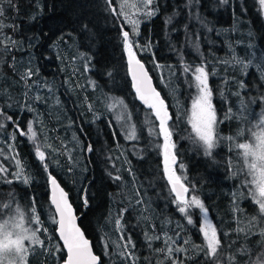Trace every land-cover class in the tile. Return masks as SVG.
Returning a JSON list of instances; mask_svg holds the SVG:
<instances>
[{"label": "trees", "instance_id": "1", "mask_svg": "<svg viewBox=\"0 0 264 264\" xmlns=\"http://www.w3.org/2000/svg\"><path fill=\"white\" fill-rule=\"evenodd\" d=\"M0 7L4 11L0 21L6 25L0 38L8 35L18 42L15 47L8 44L10 51H3L4 46L0 45V110L19 120L22 128L27 127L28 115L19 106L9 104L7 92L18 91L19 84L11 80L30 67L37 73L34 77L46 81L60 79L64 84L68 68L64 58L68 52L59 53L54 43L71 44L72 50L89 64L88 77L99 89L127 105L129 121L138 137L131 142L125 139V128L117 129L112 113L99 115V119L92 117L81 104V95L71 89L67 100L75 107L70 110L65 105L68 111H64L58 133L68 135L70 127L83 150L77 161L61 156L64 177L49 168L68 193L79 225L102 264H106V259L100 252L101 239L115 240L121 235L125 239L130 236L135 245L131 249L135 264H172L166 256L168 238L174 248L183 246L184 251L173 256L181 264H264L261 235L264 213L252 201L249 185L245 184L247 174L242 156L235 146L249 138L260 114H264V79L258 67L264 62V13L258 0H229L227 5H221L219 0H199V3L154 0L156 15L143 18L139 37H133L142 44H151V51L136 49L138 58L146 65L171 112L174 151L178 164L185 166V183L196 186L195 194L202 199L217 227L221 247L212 257L198 241L197 211L191 213L194 224L188 225L173 203L174 195L164 178L159 147L153 144V138L160 139L156 134L158 121L135 99L126 72L121 20L111 13L107 0H11V4L4 0ZM169 19L171 23H166ZM124 28L131 31L129 25ZM197 43L199 52L194 47ZM26 57L28 65L21 67L20 61ZM182 58L192 68L204 62L210 73L213 105L223 121L217 125L220 139L211 156H205L198 143L189 139L194 134L187 123L186 110L193 87L189 86L190 74L183 72ZM238 61L251 63L245 69ZM156 69L165 75L166 88L160 84ZM241 81L244 88L240 87ZM0 121L6 125L0 130V164L10 172L14 169L15 161L5 159L11 155L7 146L12 143L32 180L29 185L0 181V222L15 207L30 211L34 200L36 215L47 232L41 231L43 247L28 258L27 264H62L65 253L55 234V224L50 221L54 211L49 200L48 173L35 157L33 143L26 136L17 135L15 141L6 139L16 130L3 117ZM34 130L37 142L43 144L41 131L36 127ZM87 145L93 151H86ZM117 175L121 177L119 181L112 178ZM84 189L88 192V207L82 199ZM8 206L10 212L5 211ZM121 209H127L122 217ZM116 219H121L120 230L116 228ZM148 237L153 239L149 241ZM50 240L55 246H51ZM120 253L108 264H132Z\"/></svg>", "mask_w": 264, "mask_h": 264}, {"label": "snow or ice", "instance_id": "2", "mask_svg": "<svg viewBox=\"0 0 264 264\" xmlns=\"http://www.w3.org/2000/svg\"><path fill=\"white\" fill-rule=\"evenodd\" d=\"M3 2L4 0H0V4ZM192 2L193 0H189V3ZM196 2L199 3V0H196ZM8 3L11 4V0H8ZM219 3L221 5H227L229 0H219ZM153 4L154 0H135L134 3H129V0H120L119 8L117 9L112 6V0H107V6L111 9V13L123 17L120 22V33L122 36L123 51L127 57V73L131 78L132 88L137 98L145 107L151 110L152 115H154L156 121H158V133L156 134L163 140L162 145H160L163 155V171L170 185L171 193L174 195L173 203L177 205L178 212L186 217L188 225L194 224L192 214L190 213L191 209H198L200 213H202L203 222L199 227V232L202 234L206 244L207 255L212 257L217 254L218 249L221 247V240L218 236L217 227L214 226L213 222L209 219L208 209L202 199L196 194H191L189 196L190 191L194 193L196 186L192 185L190 189L184 182L186 177L182 179L181 176L177 174L176 166L178 164V156L174 151L176 144L173 141V132L171 131V125L169 123L171 116L169 115L168 107L165 104V100L161 97L160 92L152 86V81L145 64L138 58L136 49L151 51V44H142L138 40L133 39V37H139L140 35L139 29L141 19L143 17L150 19L156 15L157 10L153 7ZM258 4L261 13H264V0H258ZM129 9L133 11L130 12ZM3 16V8L0 7V18ZM166 23H171V20H167ZM124 25H129L131 31L125 30ZM5 27L6 25L0 21V34H3ZM84 28L87 30V25H85ZM8 44L15 47L18 42L12 39L11 36L3 35V37L0 38V45L4 46L2 49L3 51L11 50ZM194 47L196 51L199 52V44H195ZM90 59L91 58L88 57L89 61ZM153 61L155 62V55H153ZM238 63H240L243 68L247 69L251 61L248 63L238 61ZM156 67H160L158 62H156ZM258 67L260 68L261 78L264 79V62L258 65ZM182 68L184 73L191 74L189 86H194L197 90V95L192 101L191 115L188 120L194 136H190L189 139H191L193 143H200L203 146L205 156H211L213 149L217 147V140L220 139L217 125L223 121L218 118L217 111L213 105L214 91L209 84L210 73L206 69L204 62L200 65H196L193 70L192 66L183 62V58ZM84 70L86 72L89 70L88 63L85 64ZM36 74L37 73L29 67L25 69L21 79L27 83V81L31 80L33 75ZM108 75H111V73L109 72ZM240 87H245L243 81L240 82ZM237 95H239V93H237ZM37 99H39V97H37ZM118 106L121 112L126 111L123 100H114L108 105V109L112 111L117 109ZM89 109L91 110V105ZM28 110L31 111V109ZM121 112L115 115L117 122H120L122 119H130V117L123 116ZM228 113L229 119H231V108L228 109ZM0 117L7 120L16 130L6 139L15 141L17 135L21 137L26 136L28 141L34 145L35 157L43 165L44 171L48 173L47 180L51 187L50 201L55 209V217L52 222L58 225L56 231L59 234V238L63 241V248L67 250V259L64 261V264H102L101 258L93 253L89 241L85 238L84 233L76 224V216L73 214L72 206L69 203L68 193L49 172L46 151L44 149L51 146L37 142V132L33 128L32 121L28 122L25 129L20 126L19 120H14L12 116L7 115L2 110H0ZM97 119H99V117H97ZM146 123L150 122L146 121ZM5 126L6 125L0 121V130H3ZM123 126L124 125H122V127ZM258 126L262 128V131H260L259 134L254 131L252 132V135L256 137L257 142L255 144L238 143L235 146L243 150L244 164L248 170V175L252 177L250 183L255 185L256 189L255 192H250V194L255 197V202L259 205L260 212L264 213V114L259 117ZM150 134H152L151 130ZM125 139H138L135 126L130 124L127 126ZM228 139L232 140L231 137H228ZM7 147L11 155L5 156V159L14 160L15 166L10 172L8 167L0 164V181H4L8 184L20 182L24 185H29L32 182L31 177L27 175L26 167L18 158L15 145L9 143ZM86 151H93L92 146L87 145ZM0 154H2V150H0ZM178 166L181 170L185 167L183 163H179ZM233 175H236V173L233 172ZM22 176L24 177L23 179H21ZM112 178L117 181L121 179L119 175ZM247 183H249V181L246 180L245 184ZM82 199L84 206L88 207L89 199L87 189L83 190ZM137 203H139V201H137ZM5 211L10 212L11 207H6ZM126 211L127 209H121L119 215L122 217ZM41 225L42 222L39 216L36 215L34 200L31 202L30 216L26 217L25 212L17 208L15 217L0 223V264H27L28 256L31 251L27 245H40L43 247V242L39 238L38 233L41 231L47 232V228H43ZM115 225L117 230H120L121 219H116ZM261 235L264 236V231L261 232ZM152 239L153 237H148L149 241ZM155 239H159V237H155ZM120 240L124 242L120 255L127 260H131L132 264H135L136 258L131 250L134 249L135 245L131 237L129 236L125 239V237L121 235ZM170 241L171 238L165 240L166 256L172 260V264H181L179 260L173 259V256L174 253L184 251V248L180 245L174 248ZM184 243L187 244L188 242L185 241ZM60 250L58 246L56 251L59 252ZM258 264H260V262H258Z\"/></svg>", "mask_w": 264, "mask_h": 264}, {"label": "rangeland", "instance_id": "3", "mask_svg": "<svg viewBox=\"0 0 264 264\" xmlns=\"http://www.w3.org/2000/svg\"><path fill=\"white\" fill-rule=\"evenodd\" d=\"M114 1H115V4L113 5V7H116L118 9L120 0H114ZM134 2L135 0H129V3H134ZM129 11L131 12L133 10L129 9ZM117 17L119 20L123 19V17H119V16ZM143 18L146 19L147 17H143ZM143 18L141 19V22ZM53 46L55 50L58 51L59 53L65 55V52H68V54H70L71 56V59H70L68 54H66L64 58L67 60L66 64L68 67L65 72V78H64L65 83L63 84L62 81H60V79H53V80L46 81L42 78H39L38 76L36 77L33 76L31 80H28L26 83L24 80L21 79V76L25 72V69H26L25 68L21 70V72L19 73L21 75H19V77H17L16 80H11V82L15 85L17 82H19L18 91L11 92L10 90H8L7 96L11 100V102L9 103L11 106H19L21 111H24V113L28 115L27 124L29 121H32L33 128L36 127L37 129L41 131V134L43 137V144L51 146L49 148L44 149L46 151V158H47L49 168L51 167L52 169H54L55 171H57L59 174H61L64 177L65 175L62 172V166H61L63 162V158L64 157L67 159L74 158L77 161L79 160L81 151L83 150V148L80 146V143L76 140V136L72 135V131L70 127L67 128V133L69 131L71 134L68 133V135L67 134L64 135L62 133H58L59 126L61 127V123L64 120L63 118L64 111H68L65 105H67V107L70 110L73 107H75L74 103H70L69 100H67L68 99L67 96L69 95L71 89H74V91H76L77 93L81 95L82 97L81 104L85 107L86 111L89 112L92 117H98L99 115L106 116L108 115V113H112L114 117V122L117 125V129L119 130L121 128H125L127 131V126L129 124L132 125V123H130L129 119H122L120 122L116 121L115 115L118 112H121V110L119 109V106H118L117 109L110 111L108 109V105L111 104L114 100H122V99L113 97L111 95H107L106 93H103L99 89L98 84L95 81L91 80L88 77V73L84 70V66H85L84 57L80 55L79 53L75 52L74 50H72L74 47H72L71 44H67V42L65 44L54 43ZM28 60H29L28 57L23 58L20 61V66L22 67V66L28 65ZM126 72H127V68H126ZM156 74L158 76V80L160 84L164 88H166L165 75L159 69H156ZM190 78H191V74H190ZM196 95H197V90L193 86V95L190 100V103L188 104V108L186 110L187 123L191 115L192 101L196 97ZM37 97H39V99H37ZM90 105H91V110L89 109ZM125 106H126V111L121 112V114L125 117H128V108L126 104ZM28 109H31V111H29ZM261 115L262 114H260V116ZM258 124H259V119L254 129V132H256L257 134H259V132L262 131V128L259 127ZM122 125L124 126L122 127ZM189 126L191 128L190 124ZM249 135L250 136L247 140L240 142V143L255 144L257 141H256V137L252 135V131L250 132ZM136 140H127V141L131 142V141H136ZM162 143H163L162 138L160 139L153 138L154 146L157 145L159 147L160 156H161V151H162L160 145H162ZM198 145L201 148V150H203L204 152L203 146L200 143H198ZM239 151H240V154L243 160V169L246 171L247 180L249 181L248 183L249 190L250 192H255L256 191L255 185L250 183L252 177L248 175V170L244 164L243 150L239 149ZM188 153L190 152L188 151ZM62 155H63V158L61 157ZM178 165L179 164H177L176 166L177 174L180 175L182 179H184L183 177L184 169L183 170L179 169ZM165 181L167 183V187L169 191L171 192L170 185L168 184L166 178H165ZM185 184L188 185V181ZM191 194H195V192L193 193L190 191L189 196ZM250 196L252 198V201L255 202V197L251 194ZM17 208H19L21 211H24L26 217L31 215V209L30 211L29 210L25 211L22 207H15L12 210V212L7 217H5V219L0 223H3L5 220H10L11 218L15 217ZM195 210L198 213V217H199L198 226L200 227L201 223L203 222L202 213H200L198 209H191L190 213H193V211ZM54 217H55L54 215L50 217L51 222L53 221ZM209 219L211 220L210 215H209ZM28 226H31V225H28ZM197 232H198L199 244H201L202 248L207 250L206 244L203 240V236L199 232V228L197 229ZM40 233L41 232L38 233L39 238H40ZM117 237L118 238H116L115 240H113L111 237L109 239L102 238L100 241L101 242L100 252L102 256L105 257L106 264L112 261L113 256L116 253L122 251L124 242L120 240L119 236ZM40 239L43 242V239L42 238ZM50 243H51V246L53 247L54 242L51 241ZM27 246L31 249L28 258L31 255H33L37 249L41 248L40 245H35V246L27 245Z\"/></svg>", "mask_w": 264, "mask_h": 264}, {"label": "water", "instance_id": "4", "mask_svg": "<svg viewBox=\"0 0 264 264\" xmlns=\"http://www.w3.org/2000/svg\"><path fill=\"white\" fill-rule=\"evenodd\" d=\"M125 58L127 59L126 54H125ZM145 67H146V65H145ZM146 69H147V67H146ZM147 71H148V69H147ZM148 74H149V76H150V78H151L152 86L155 87V89H156L158 92H160V91L158 90V88L156 87V85H155V83H154V80H153L151 74L149 73V71H148ZM128 77H129V79H130L131 89H132V91H133V93H134L135 99L137 100V102H138L142 107L148 109V108L145 107V106L143 105V103L137 98V96H136V94H135V91H134L133 88H132L131 78H130L129 75H128ZM160 94H161V92H160ZM161 97L163 98L162 94H161ZM163 99H164V98H163ZM164 100H165V99H164ZM165 104H166V106L168 107L166 101H165ZM148 110H150V109H148ZM150 111H151V110H150ZM168 111H169V115L171 116V112H170L169 108H168ZM161 161H162V165H163V155H162V151H161ZM163 167H164V165H163ZM54 177H55V176H54ZM55 178H56V177H55ZM56 179H57V178H56ZM57 182L59 183L58 180H57ZM59 184H60V183H59ZM60 186L62 187L61 184H60ZM62 188H63V187H62ZM48 189H49V200H50V197H51V187H50L49 183H48ZM63 189H64V188H63ZM64 190H65V189H64ZM65 191H66V190H65ZM68 198H69V196H68ZM50 203H51V201H50ZM69 203L71 204L70 199H69ZM51 205H52V204H51ZM71 206H72V209H73V214L76 216V224H77V226L81 229V227H80V225H79V222H78L79 217L76 215L75 209H74V207H73L72 204H71ZM52 208H53L54 215H55V209H54V206H53V205H52ZM57 227H58V225L55 224V234H56V236H57V238H58V241H59V243H60V245H61V247H62V249H63V251H64V253H65V257H64V260H63V262H62V264H64V261L67 259V250L63 248V241L59 238V234H58V232L56 231ZM81 231L83 232L82 229H81ZM83 233H84V232H83ZM84 236H85V238L89 241L90 246L92 247L91 241L86 237L85 233H84ZM92 251H93V253H94L95 255H97V254L94 252L93 247H92ZM97 256H98V255H97ZM98 257H99V256H98Z\"/></svg>", "mask_w": 264, "mask_h": 264}]
</instances>
